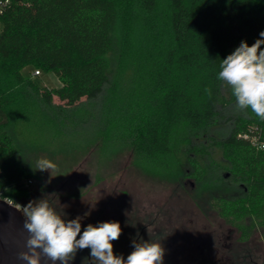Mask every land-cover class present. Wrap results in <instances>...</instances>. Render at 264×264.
I'll use <instances>...</instances> for the list:
<instances>
[{"label":"trees","instance_id":"16d2710c","mask_svg":"<svg viewBox=\"0 0 264 264\" xmlns=\"http://www.w3.org/2000/svg\"><path fill=\"white\" fill-rule=\"evenodd\" d=\"M261 31L264 0H9L0 13L2 197L21 205L33 192L25 182L39 179L13 129L73 138L88 126L101 147L129 146L153 175L215 188L218 214L264 240V120L239 110L218 79L221 60ZM28 66L62 86L41 87Z\"/></svg>","mask_w":264,"mask_h":264},{"label":"rangeland","instance_id":"374dc122","mask_svg":"<svg viewBox=\"0 0 264 264\" xmlns=\"http://www.w3.org/2000/svg\"><path fill=\"white\" fill-rule=\"evenodd\" d=\"M35 71V67L28 66L23 74L33 78L41 87L52 89L62 86L55 73L41 70V75H35ZM56 100L59 101L58 98ZM92 108L90 105L81 109L86 114L85 118ZM101 110V122H104L107 108L102 106ZM93 120L91 126L96 123ZM13 130L11 134L16 139L20 160L39 177L38 180L33 178V192L20 196L18 203L21 205L46 197L57 211L66 213L68 218L86 216L92 220L98 215L103 222H119L122 232L127 230L128 220L135 216L145 218L149 214H156L160 225L165 228L181 230L183 224L184 233L194 230L190 233L193 236L202 235L204 231L208 234L212 230L209 199L216 193L220 195L215 188L200 189L199 183L192 178L182 180L181 184L180 180L174 183L163 176L153 175L137 161L129 146L101 147L100 139L88 126L82 136L73 135V138H68L66 131L61 134L63 136H57L56 130L49 133H31L22 128ZM87 138L90 143L98 145L96 149L85 143L82 145ZM215 156L218 157L217 154ZM42 157L57 165L51 174L36 171V162ZM221 217L217 215V234L221 229L218 224L223 225ZM170 220H173L171 226ZM87 223L84 221V224ZM227 228L228 225L222 226L224 230ZM195 229L199 233H195ZM262 240L261 230L257 229L249 244L253 260L258 264L264 262ZM174 243V248L179 249L187 259L189 253L185 247Z\"/></svg>","mask_w":264,"mask_h":264},{"label":"clouds","instance_id":"9594fccd","mask_svg":"<svg viewBox=\"0 0 264 264\" xmlns=\"http://www.w3.org/2000/svg\"><path fill=\"white\" fill-rule=\"evenodd\" d=\"M251 46L242 40L233 52L221 60L218 79L232 89L239 110L251 109L264 120V31ZM57 165L47 158L36 162V171L51 174ZM19 211L23 222L17 225L10 217L0 221V262L7 250L12 264H69L76 254L90 249L94 264H164L165 249L161 242H132L133 251L125 258L114 253L113 241L119 239V222L104 221L82 226V217L66 219L46 197L19 205L2 199Z\"/></svg>","mask_w":264,"mask_h":264},{"label":"flooded vegetation","instance_id":"af4514ba","mask_svg":"<svg viewBox=\"0 0 264 264\" xmlns=\"http://www.w3.org/2000/svg\"><path fill=\"white\" fill-rule=\"evenodd\" d=\"M209 207L211 212L210 221L212 230L205 234L191 235L194 230H188V233H184V226L181 224V230L178 228H165L160 225L158 216L156 214H149L145 218H137L136 216L128 220L127 230L122 232L119 239L113 241L114 253L117 255H123L127 258V255L133 251L132 242L136 240L141 242L142 240H150L152 242H161L165 249L164 264H258L253 260V254L250 250V239L243 237V234L237 228H233L225 218H220L223 221L222 224H218L221 228L219 234H217V211L215 208V200L209 199ZM136 214V213H135ZM66 219L68 218L66 214ZM82 226L87 224H97L103 222V218L95 217L92 220L82 217ZM87 221V224H84ZM170 220V226L172 225ZM229 226L227 229H222V226ZM155 227V229H153ZM163 227V228H162ZM205 230V229H204ZM195 233H199L198 229H195ZM263 238V237H262ZM183 245L189 253V256L185 257L179 252V249H175L173 243ZM264 245V240L261 241ZM174 243V244H175ZM186 243V244H184ZM264 247V246H263ZM90 249H84L79 251L74 260L77 264H94L89 256ZM185 259V260H184ZM264 264V262H262Z\"/></svg>","mask_w":264,"mask_h":264},{"label":"water","instance_id":"95a60500","mask_svg":"<svg viewBox=\"0 0 264 264\" xmlns=\"http://www.w3.org/2000/svg\"><path fill=\"white\" fill-rule=\"evenodd\" d=\"M10 217L14 218L17 225L22 224L23 217L19 211L10 207L7 203H5L2 198H0V221L7 223ZM0 264H12L10 259V254L7 250H5L3 254V261ZM59 264V262H57ZM69 264H77L75 261H69Z\"/></svg>","mask_w":264,"mask_h":264},{"label":"built area","instance_id":"2783aa9c","mask_svg":"<svg viewBox=\"0 0 264 264\" xmlns=\"http://www.w3.org/2000/svg\"><path fill=\"white\" fill-rule=\"evenodd\" d=\"M9 4V0H5V1H0V13H2L3 12V10H4V7L5 6H7ZM41 74V72L40 71H35V75H40ZM262 147H264V145L262 146ZM33 183H34V181H33V179H29V180H27L26 182H25V185H26V187H31L32 185H33ZM0 198H2V199H4L3 197H2V193L0 192Z\"/></svg>","mask_w":264,"mask_h":264},{"label":"crops","instance_id":"0c3cea01","mask_svg":"<svg viewBox=\"0 0 264 264\" xmlns=\"http://www.w3.org/2000/svg\"><path fill=\"white\" fill-rule=\"evenodd\" d=\"M41 75V74H40ZM49 89H51V88H49ZM53 89V88H52ZM56 98H58V97H54V102L56 103V104H58V105H64V103L62 102V101H58V100H56ZM59 99V98H58ZM93 138V137H92ZM67 141V140H66ZM85 143V145H87V146H89V147H91L92 146V149L94 150V149H96V147L98 146L97 144H94V143H90V141H89V139L87 138V140H85L83 143H82V145Z\"/></svg>","mask_w":264,"mask_h":264}]
</instances>
